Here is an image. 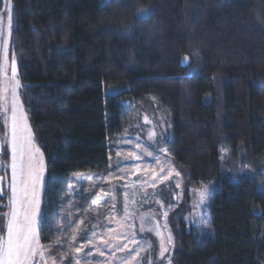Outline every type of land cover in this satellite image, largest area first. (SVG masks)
<instances>
[{
    "label": "trees",
    "instance_id": "trees-1",
    "mask_svg": "<svg viewBox=\"0 0 264 264\" xmlns=\"http://www.w3.org/2000/svg\"><path fill=\"white\" fill-rule=\"evenodd\" d=\"M11 4L9 56L47 165L41 242L54 244L69 177L106 171L109 142L145 106L170 115L186 182L214 186L208 227H186L188 193L172 212L171 263L264 264V0Z\"/></svg>",
    "mask_w": 264,
    "mask_h": 264
},
{
    "label": "rangeland",
    "instance_id": "rangeland-1",
    "mask_svg": "<svg viewBox=\"0 0 264 264\" xmlns=\"http://www.w3.org/2000/svg\"><path fill=\"white\" fill-rule=\"evenodd\" d=\"M0 18H2L4 26L7 28L5 0H0ZM11 60L8 51L9 67L7 75L9 77L11 76ZM187 61L184 60V63L187 64ZM18 93L31 127L27 109L24 107L21 97V88L18 89ZM130 115L125 130L109 142L110 163L107 170L101 173L78 172L72 174L66 183L65 202L58 210L54 244L45 245L41 242L45 248L50 245L54 247L55 250L51 252V255L55 256L57 260L60 259L59 251L66 252L67 258L63 260V264H75L74 256L80 258L81 264H149V260L152 264H168V257L171 258L172 256L173 247L164 254V258H161L159 256L160 240L154 232L148 231V223H145L144 230H141L140 217L150 218V222L153 225L158 224L165 236L170 232L174 239L170 216L180 206L179 204H182L187 193L188 198L184 204L187 207L186 227L196 229L205 227L201 221L208 220L207 203L214 193V186L213 184L192 186L186 182L183 172L179 170L165 147V141L168 139L171 129L170 115L163 112L154 114L152 110L145 106L134 108ZM145 117L148 118V123H145ZM0 120L5 132V122L2 117H0ZM150 130L155 131L157 134L153 140L148 138ZM3 138L4 135L1 140ZM34 141L40 149L38 142H36L35 133ZM136 145H140V147L138 148ZM3 147L9 155V159L7 162L0 159V163L7 165L10 163V152L6 144ZM160 148L167 150L166 156L159 151ZM145 150L155 152L156 155L161 157V161L165 163V173L160 175L166 174L169 161L170 165L179 171L181 175L179 177L173 176L164 183H160L157 179L154 181L157 185L155 188L149 186V183H145V181L152 182V171L159 172L161 165L156 163L152 156L145 155ZM118 152L120 155H117ZM129 153H135L140 159H133ZM42 155L44 171L39 189L41 208L47 179V165H45L44 154ZM229 162L231 167L238 169L237 172L239 173V163L232 159ZM5 170H7V173L0 177H6L2 182V188L5 190V198L8 203L11 169L5 168ZM177 181L180 187L176 186ZM203 186L208 187V200L204 205L194 207L198 199L196 190ZM170 195L175 203L171 200ZM93 199L97 201V204H92ZM156 201H160V203ZM126 207L131 215L127 220H124ZM164 211L168 213L166 219L163 216ZM6 212H8V208ZM40 218L38 219L40 220ZM80 220H84V224L80 225V231L76 232L74 229ZM70 221L71 224H69ZM165 224H167L166 230L164 228ZM65 225L68 226L61 231L62 226ZM93 232L96 233L95 237H92ZM73 235L77 237L74 241V247L79 248V252H72L68 248L67 241L71 240ZM132 236L139 243H132L129 239ZM85 237L92 238L93 244L89 245ZM148 244L152 245L151 248H147ZM124 245H127V247L125 248ZM141 245L146 247L147 250L140 251L137 255V249Z\"/></svg>",
    "mask_w": 264,
    "mask_h": 264
},
{
    "label": "snow or ice",
    "instance_id": "snow-or-ice-1",
    "mask_svg": "<svg viewBox=\"0 0 264 264\" xmlns=\"http://www.w3.org/2000/svg\"><path fill=\"white\" fill-rule=\"evenodd\" d=\"M5 9L7 10V28H5L2 18H0V117L3 118L6 131L4 132V138L0 140V148L5 144L10 152V163L4 165L0 163V168L11 169V182L9 185L10 195L8 196V203L4 207L8 208V212L0 213V264H63V260L67 258V253L59 251L60 259L53 255V246L45 248L41 244L42 232L40 228L42 224L39 221L41 217V198L39 194L40 184L43 179L44 163L43 155L40 152L39 147L34 141V133L27 121L25 110L20 102V96L18 89L22 86L20 84L17 61L15 56L11 60V76L7 75L9 62H8V50H9V37L11 36V29L13 28V11L11 0H5ZM147 9H138L137 15L146 13ZM187 60V57H185ZM10 93V95H9ZM10 112V114H9ZM145 123H148V118L145 117ZM155 131L148 132L149 140H153L156 137ZM140 147V145H136ZM160 152L167 155V150L164 148L159 149ZM117 155H120L118 152ZM133 159H140L135 153H129ZM145 155L152 156L156 163L160 164L159 172L153 170L151 181H145L149 183V186L155 188L157 185L154 181L159 179L160 183L169 181L173 176L179 177L181 173L175 170L168 162V167L165 173V163L161 161V157L156 155L155 152H148L145 150ZM139 167V166H137ZM6 177H0V182H3ZM71 186V185H70ZM177 187H180L179 182L176 183ZM4 195L3 188L0 187V196ZM98 195V193H97ZM198 197L196 205L199 207L204 205L208 200V187L203 186L196 190ZM160 203V201H156ZM92 204H97L95 199L92 200ZM131 213L125 208L124 220H127ZM167 211L163 212L165 219L167 218ZM141 230H144L145 223L149 224L148 231L155 233L160 240V252L159 256L164 258V254L169 252L170 248L174 247V239L170 232L167 236L160 230L158 224L153 225L150 222V218L141 216ZM205 227H208L206 220L201 221ZM71 224V221L69 222ZM84 224V220H80L74 231H80V225ZM39 225V227H38ZM62 226L61 231L64 227ZM165 230L167 224L164 225ZM111 231V230H110ZM96 233H92V237H95ZM76 235H73L71 240L67 241L68 248L72 252H79L80 249L74 247V241ZM89 245L93 244V239L85 237ZM132 243H139L135 240L134 236L129 237ZM59 243V240L57 241ZM151 244L147 245V248H151ZM126 248L127 245H124ZM146 247L141 245L137 249V255L140 251H146ZM123 250V249H119ZM135 259V257H133ZM73 260L75 264H81L80 258L74 256ZM149 264H152L149 260ZM168 264H171V258L168 257Z\"/></svg>",
    "mask_w": 264,
    "mask_h": 264
},
{
    "label": "water",
    "instance_id": "water-1",
    "mask_svg": "<svg viewBox=\"0 0 264 264\" xmlns=\"http://www.w3.org/2000/svg\"><path fill=\"white\" fill-rule=\"evenodd\" d=\"M0 150H1V148H0ZM0 187H2V182H0Z\"/></svg>",
    "mask_w": 264,
    "mask_h": 264
}]
</instances>
